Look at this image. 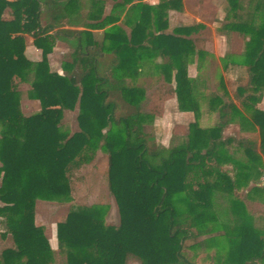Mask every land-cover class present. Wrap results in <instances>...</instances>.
I'll return each mask as SVG.
<instances>
[{"label": "trees", "instance_id": "16d2710c", "mask_svg": "<svg viewBox=\"0 0 264 264\" xmlns=\"http://www.w3.org/2000/svg\"><path fill=\"white\" fill-rule=\"evenodd\" d=\"M91 1L96 10L84 15L81 0H0V219L6 226L1 236H11L15 246L3 251L0 264H55L57 255L66 264H195L187 256L194 248L188 243L219 230L216 193L235 196L264 167L258 151L264 156V111L258 108L264 91V0L246 15L243 0H229L233 22L224 27L248 37L245 53L224 61L227 69L245 70L247 84L235 98L250 118L235 102L215 96L210 104L218 107V125L203 128L196 120L187 140L159 163L154 129L141 130L151 117L142 110L146 93L126 80L157 55L167 56L169 62L160 66L166 81H175L180 108L198 117L186 60L205 57V39L199 37L205 26L170 29L167 12L179 9L182 0H111L106 16L102 0ZM58 42L70 52L62 74L51 68ZM30 43L42 52L38 62L26 55ZM20 83L30 84L28 98L41 103L39 112L22 111ZM118 102L127 104L121 117ZM76 111L78 128L72 131L64 119ZM238 120L259 129V145L225 138ZM233 144L247 162L228 153ZM99 151L108 156V188L119 224L107 222L110 207L103 202L78 206L57 224L59 246L53 249L45 227L36 223L37 203H72L74 170L92 164ZM226 164L234 167V177L223 170ZM262 189L255 186L249 194ZM232 204L242 221L234 235L219 241V258L211 264H264V231L253 226L243 200Z\"/></svg>", "mask_w": 264, "mask_h": 264}, {"label": "rangeland", "instance_id": "374dc122", "mask_svg": "<svg viewBox=\"0 0 264 264\" xmlns=\"http://www.w3.org/2000/svg\"><path fill=\"white\" fill-rule=\"evenodd\" d=\"M162 1V0H161ZM257 0H243L245 15L249 14L255 6ZM263 1V0H262ZM80 11L88 15L96 10L91 0H81ZM103 16L110 14L113 8L112 1L102 0L99 4ZM170 29L203 24L205 30L199 37L205 39L204 48L206 55L202 59L194 56L186 60L188 75L195 81V101L199 116L196 111H184L180 108L179 101L175 93V81L167 82L165 73L160 66L169 62V58L162 54L157 55L153 60L148 61L141 69L135 79H127L129 87L143 89L146 93L142 110L151 115L145 123L141 125L143 132L154 129L156 140L159 146V154L156 162L161 158L168 157L169 152L182 145L190 132V125L196 120L203 128H211L219 123L218 107L213 108L210 99L219 96L225 102H235L237 106L250 118L244 111L242 105L236 101L235 94L239 86H245L247 76L245 70L240 66L229 65L225 68V61L229 56H239L245 53V46L248 37L225 30L224 27L232 19L229 17V0H182L179 9L167 12ZM233 22V21H231ZM260 24V21H256ZM51 55V68L54 71L63 73L62 64L69 52L67 44L58 42ZM26 55L30 60L37 62L42 59V52L37 51L30 43L26 50ZM224 85V87L222 86ZM19 91L21 94L22 111L26 115L37 113L41 110V103L32 101L28 98L30 90L29 83H20ZM116 116H123L127 111V104L118 102ZM258 108L264 111V91L263 99L258 104ZM77 111L67 112L65 124L72 131L77 130ZM1 130V126H0ZM234 137L240 139H251L259 145L261 137L259 129L251 127L238 120L232 124L225 132V138ZM228 153L237 160L247 162L244 151H236L233 145L227 146ZM259 154L264 164V156L260 149ZM108 156L103 151H99L95 161L74 170L71 179L73 202L70 204H58L52 202L38 201L36 206V223L43 225L46 229L47 238L53 248H58L57 224L63 221L69 212L78 206L90 207L97 202H103L110 207L107 216L109 224H119V213L116 202L108 188ZM225 172L234 177V167L230 164L223 166ZM259 186L262 190L249 192ZM249 194V196H248ZM241 199L247 206V211L252 217V224L255 228L264 231V167L261 172L252 174L248 186L237 190L235 196L231 197L227 193L217 192L214 198V210L219 224V230L212 234H200L189 242L193 245L187 252V256L195 264H211L217 261L220 249L219 241L223 236L234 235L236 228L240 225L241 219L234 213L232 200ZM1 206V204H0ZM0 219V258L4 250L15 247L11 236L3 237L1 232L6 230ZM212 239V240H211ZM216 240L215 243L212 241ZM222 258V256L220 257ZM55 264H66L63 255H57ZM127 264H142L136 259H130Z\"/></svg>", "mask_w": 264, "mask_h": 264}, {"label": "crops", "instance_id": "0c3cea01", "mask_svg": "<svg viewBox=\"0 0 264 264\" xmlns=\"http://www.w3.org/2000/svg\"><path fill=\"white\" fill-rule=\"evenodd\" d=\"M106 1H111V0H106ZM160 2H161V0H145L144 1V3L145 4H149V5H158V4H160ZM34 47V46H33ZM36 49V48H35ZM37 51H40V50H38V49H36ZM41 58H42V56H41ZM30 59V58H29ZM41 60V59H40ZM40 60H38V61H40ZM31 61H33V60H31ZM37 61V62H38ZM35 62V61H34ZM62 68V67H61ZM62 70V69H61ZM60 74H62L61 72H59ZM43 226V225H42ZM53 249H55V248H53ZM57 249V248H56Z\"/></svg>", "mask_w": 264, "mask_h": 264}]
</instances>
